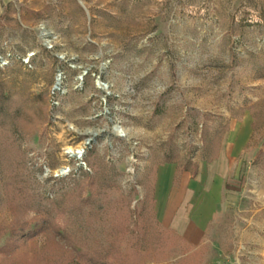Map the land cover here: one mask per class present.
<instances>
[{
  "label": "rangeland",
  "instance_id": "374dc122",
  "mask_svg": "<svg viewBox=\"0 0 264 264\" xmlns=\"http://www.w3.org/2000/svg\"><path fill=\"white\" fill-rule=\"evenodd\" d=\"M135 224L145 264H264V0H0V264Z\"/></svg>",
  "mask_w": 264,
  "mask_h": 264
},
{
  "label": "trees",
  "instance_id": "16d2710c",
  "mask_svg": "<svg viewBox=\"0 0 264 264\" xmlns=\"http://www.w3.org/2000/svg\"><path fill=\"white\" fill-rule=\"evenodd\" d=\"M134 229L133 232H135L136 238L135 241H133V243H131L130 248L131 250H129V252L126 253H121L119 248L120 246L117 245L116 246V256L115 257H111V250L108 248H106L105 252H96V253H85V254H78V255H74L72 257V261L70 264H145V261L142 260V256L141 253L138 254L139 251H143L144 245L147 242V239H144V234L143 235H139L140 233H138L141 229H146L145 226H141L139 227L138 224L134 225ZM123 231H128V228L126 230V228ZM125 232V233H126ZM160 232H157V234H155V239L158 241L156 244V247H158L157 244H159L160 246L163 245V240H160ZM154 239V238H153ZM160 240V241H159ZM6 248H8V246H4L2 247L0 250H6Z\"/></svg>",
  "mask_w": 264,
  "mask_h": 264
},
{
  "label": "bare ground",
  "instance_id": "6f19581e",
  "mask_svg": "<svg viewBox=\"0 0 264 264\" xmlns=\"http://www.w3.org/2000/svg\"><path fill=\"white\" fill-rule=\"evenodd\" d=\"M51 35V33L49 31H42L41 33V37L42 39L44 40V42L46 44H49L51 43L49 40H48V37ZM98 87L99 89L105 91L106 93H108L109 91V87L105 84H98ZM117 135H120V136H124L126 133L124 130H122L119 126H115L114 127V130H113ZM85 153V151H84ZM84 153H82V148H76V149H72V148H68L67 149V154L72 157V158H75V159H78V160H81L84 156ZM73 155V156H71Z\"/></svg>",
  "mask_w": 264,
  "mask_h": 264
},
{
  "label": "crops",
  "instance_id": "0c3cea01",
  "mask_svg": "<svg viewBox=\"0 0 264 264\" xmlns=\"http://www.w3.org/2000/svg\"><path fill=\"white\" fill-rule=\"evenodd\" d=\"M203 216H204V215H203V212L199 213L198 216H197L198 219H199V222H197V221H198V220H197L195 225H196V227H197L198 229H202V228L205 226V224H203V222L201 221V220L203 219Z\"/></svg>",
  "mask_w": 264,
  "mask_h": 264
},
{
  "label": "water",
  "instance_id": "95a60500",
  "mask_svg": "<svg viewBox=\"0 0 264 264\" xmlns=\"http://www.w3.org/2000/svg\"><path fill=\"white\" fill-rule=\"evenodd\" d=\"M79 4L83 7V4L79 1ZM113 130H114V128H113ZM91 140L89 139L88 141H87V144L90 142ZM82 153H84V150H82ZM71 156H73V155H71Z\"/></svg>",
  "mask_w": 264,
  "mask_h": 264
}]
</instances>
